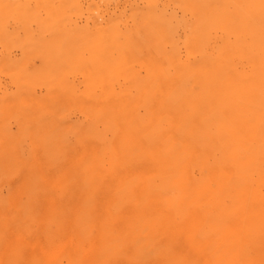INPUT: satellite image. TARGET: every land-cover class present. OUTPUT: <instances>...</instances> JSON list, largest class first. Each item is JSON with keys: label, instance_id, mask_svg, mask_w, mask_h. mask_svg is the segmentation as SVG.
Returning <instances> with one entry per match:
<instances>
[{"label": "bare ground", "instance_id": "obj_1", "mask_svg": "<svg viewBox=\"0 0 264 264\" xmlns=\"http://www.w3.org/2000/svg\"><path fill=\"white\" fill-rule=\"evenodd\" d=\"M0 74V264H264V0H0Z\"/></svg>", "mask_w": 264, "mask_h": 264}, {"label": "rangeland", "instance_id": "obj_2", "mask_svg": "<svg viewBox=\"0 0 264 264\" xmlns=\"http://www.w3.org/2000/svg\"><path fill=\"white\" fill-rule=\"evenodd\" d=\"M0 79L2 80V82H3V77H2V75L0 74ZM72 117V120H76L77 119V115L75 114V113H73L72 115H71ZM0 176H1V169H0Z\"/></svg>", "mask_w": 264, "mask_h": 264}]
</instances>
